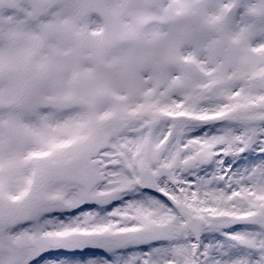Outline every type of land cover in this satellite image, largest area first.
<instances>
[{
	"label": "snow or ice",
	"instance_id": "1",
	"mask_svg": "<svg viewBox=\"0 0 264 264\" xmlns=\"http://www.w3.org/2000/svg\"><path fill=\"white\" fill-rule=\"evenodd\" d=\"M0 264H264V0H0Z\"/></svg>",
	"mask_w": 264,
	"mask_h": 264
}]
</instances>
